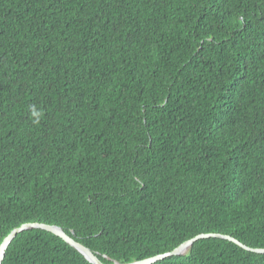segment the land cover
<instances>
[{
	"label": "trees",
	"instance_id": "1",
	"mask_svg": "<svg viewBox=\"0 0 264 264\" xmlns=\"http://www.w3.org/2000/svg\"><path fill=\"white\" fill-rule=\"evenodd\" d=\"M26 223L103 264L264 249V0H0V242ZM1 264L90 263L29 229Z\"/></svg>",
	"mask_w": 264,
	"mask_h": 264
},
{
	"label": "water",
	"instance_id": "2",
	"mask_svg": "<svg viewBox=\"0 0 264 264\" xmlns=\"http://www.w3.org/2000/svg\"><path fill=\"white\" fill-rule=\"evenodd\" d=\"M29 229L42 230V231L48 232V233L60 238L62 241H64L70 247L75 249L80 255H82L83 258L87 262H89L90 264H103L96 257V255L93 254L88 248H86L85 246L74 241L73 237H71V236H73L72 232H71V236H68L63 231L62 228H60L58 226H54V225L43 224V223H26V224H22L19 227L11 230L0 242V264L4 258L5 250L7 249V246L9 245V243L15 238V236L17 234L21 233L22 231L29 230ZM209 238H218V239H222V240H227V241L232 242L233 244L237 245L238 247H240L241 249H243L247 252L256 253V254H264V249L249 248V247L241 244L237 240L233 239L230 236L209 233V234L196 235L195 237H193L187 241H184L183 243L178 245L176 248H174L170 252H167L164 254L156 255V256L146 258L143 260H139V261H132L129 263H118L117 261H112L111 264H154L158 261H162V260L169 258V257L182 256V255L186 254L187 251H189L191 249L192 245L195 242H197L199 240H203V239H209ZM104 258L108 259L107 257H104Z\"/></svg>",
	"mask_w": 264,
	"mask_h": 264
},
{
	"label": "clouds",
	"instance_id": "3",
	"mask_svg": "<svg viewBox=\"0 0 264 264\" xmlns=\"http://www.w3.org/2000/svg\"><path fill=\"white\" fill-rule=\"evenodd\" d=\"M32 115L34 116V117H39L41 114L39 113V112H37L35 109H33V111H32Z\"/></svg>",
	"mask_w": 264,
	"mask_h": 264
}]
</instances>
